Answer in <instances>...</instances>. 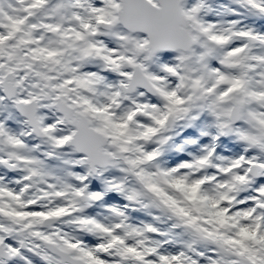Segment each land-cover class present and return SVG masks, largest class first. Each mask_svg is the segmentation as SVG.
<instances>
[{"label": "flooded vegetation", "instance_id": "obj_1", "mask_svg": "<svg viewBox=\"0 0 264 264\" xmlns=\"http://www.w3.org/2000/svg\"><path fill=\"white\" fill-rule=\"evenodd\" d=\"M113 4L0 0V264H238L237 255L264 263L243 249L238 217L223 216L237 195L223 202L219 185L202 183L212 170L182 154L175 168L163 151L190 150L180 111L167 114L176 119L169 136L158 117L147 144L136 122L139 138H126L127 111L110 101L128 63L142 59L110 49L126 40ZM132 96L141 120L142 91Z\"/></svg>", "mask_w": 264, "mask_h": 264}, {"label": "rangeland", "instance_id": "obj_2", "mask_svg": "<svg viewBox=\"0 0 264 264\" xmlns=\"http://www.w3.org/2000/svg\"><path fill=\"white\" fill-rule=\"evenodd\" d=\"M224 1V0H223ZM214 3V5L212 4ZM229 4H224L223 7L227 8ZM186 7L192 12V17L196 18L200 15L196 14V13H203L205 16L207 17H211L213 19L217 18V16L220 14V9L222 7V1L220 0H190V2H188L186 4ZM196 12V13H195ZM240 15V18H245L246 15L245 14H239ZM211 24H213V22H209ZM219 36H221L220 32H219ZM219 42H220V39H218ZM136 42L137 43H140L138 39H136ZM197 43V42H196ZM80 49L83 50V47H80ZM156 61H157V64L156 63H153V67H154V70L156 68V65L158 68L160 69H163L165 70V66H163L160 62V56H158L156 58ZM198 61V59H196V62ZM198 63H193V62H189L188 65L191 66L194 71H195V75H196V78L199 76L201 78V80L199 82H203L204 80L206 81V79H204V76L203 75H198V72L197 71H200L201 70V67H203L202 65V62H200V65L199 67H196L195 65H197ZM203 72V71H202ZM224 73V72H223ZM212 77L214 78L216 73L215 72H212ZM261 72L257 71L254 73V75H252L251 77L254 79V83H253V87L254 89L257 91V92H254L252 89H250V85H252L251 83V80H250V76L246 73H240L238 75V79L236 82L237 84V88H236V91L238 92V94L240 95L241 99L243 100L244 102V117L246 115V119L247 121L249 122H253L251 121L250 119L254 120V124H258L257 121L263 123V124H260V125H264V121H263V115L264 113L262 112L263 110V104H262V99L264 98V86L261 90V87L260 85H262L260 82H259V77L261 76ZM160 75L158 74L157 77H159ZM151 80H153V78H151ZM156 82H158L160 84V86H165V83L162 79L160 78H156ZM216 82V81H215ZM215 84L212 83L211 84V87H214ZM196 87L199 89L200 86H199V83L196 85ZM212 93L213 94H208V88H206L204 90V94H205V97L208 98V100L210 101V97L211 96H214V95H222V94H217V91L215 88L212 89ZM210 95V97H209ZM168 97H169V101H172V102H175L178 100L179 98V95H175L174 92H169L168 93ZM182 98H186V96H182ZM202 99H203V95H202ZM103 104H105V101L103 102ZM222 105V103H221ZM220 106V103L216 104L214 107H208L205 105V110H206V113L203 114L202 116V122L204 123V121L208 118L209 116V113L213 114L214 116H216V113H218V115L220 116V109L221 107ZM200 108V107H198ZM142 110L145 111V105H144V108H143V103H142ZM194 111H198L197 109H195ZM153 115L157 116L158 118V112L155 110V112L152 113ZM148 114L145 115V118H144V128L146 130V132H148L149 129H151V126L152 125L150 123V125L148 124L149 120H148ZM185 121L189 123V128L191 129V131H199L198 132V140L199 141H202V139L204 138H200V135L199 133L201 131H204L206 133V129L203 128V126L201 125V121L200 120H196V121H193V122H189L188 119L185 118ZM239 135H242V127H239V132H238ZM205 139V138H204ZM198 141H196L197 143ZM208 145H210V142L208 141ZM237 150H238V147L235 146V143L233 141V138H232V135L231 134H227L225 135V138L222 142H219V149L218 151H212V154L214 156V158L218 161H222V157L220 156V153L222 152L223 155L225 156V163H226V166H225V163L223 165H221V167H223V169H229V170H233L234 173H236L238 170L237 168V162H236V155H237ZM251 153V156L250 157H247L246 158V162H248L250 159H257V156L258 155L259 157H261V162L264 166V144H262V147H261V144H260V147L258 149V153L256 152H250ZM252 153H254V155H252ZM225 166V167H224ZM226 174V175H224ZM224 174L223 176H227L229 174V171H224ZM246 180V178L244 177V174L242 173L239 178H238V181L239 182H244ZM253 189H255L258 193L259 192H262L261 194H264V186L263 185H258V186H253ZM244 215V214H242ZM246 216V215H244ZM244 227V224L242 225ZM258 225H253L252 222H248V225H245V228H247V232H248V227H251L252 228V231H251V228H249L250 232H248L250 234V237H251V240H253L255 242V248L260 250L261 252H263V249H264V240H257L256 236L257 234L256 233H252L254 231H257L256 228H257ZM260 227H258L259 229ZM224 233H226V230H224ZM227 234V233H226ZM230 239V238H229ZM250 240V242H251ZM259 243V245H258ZM249 245L250 244H245V248L246 250H250L249 249ZM258 246V247H257ZM250 250V252L253 254H256L255 250ZM247 256H250L249 254H247ZM258 264H264L262 261H259Z\"/></svg>", "mask_w": 264, "mask_h": 264}, {"label": "water", "instance_id": "obj_3", "mask_svg": "<svg viewBox=\"0 0 264 264\" xmlns=\"http://www.w3.org/2000/svg\"><path fill=\"white\" fill-rule=\"evenodd\" d=\"M124 1L123 8L119 10L118 14L120 21L133 30L142 29V32L147 34L150 52L153 53L157 50L185 51L189 49L190 40L186 33V22L178 7L180 0H158V7L149 4L146 0ZM184 42L187 43L186 48L173 44H183ZM230 116H232L233 121L239 119L238 106L230 110ZM251 169L254 172L253 177H257L259 175L258 168L252 166ZM240 262L253 264L246 259Z\"/></svg>", "mask_w": 264, "mask_h": 264}]
</instances>
